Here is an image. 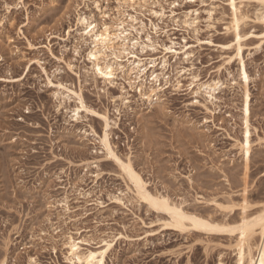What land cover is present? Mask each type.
<instances>
[{"label": "rangeland", "instance_id": "374dc122", "mask_svg": "<svg viewBox=\"0 0 264 264\" xmlns=\"http://www.w3.org/2000/svg\"><path fill=\"white\" fill-rule=\"evenodd\" d=\"M233 4L238 56L230 0H0V264H81L70 244L86 254L106 243L105 264H236V232L171 228L135 195L96 115L151 195L215 223L253 214L264 203V8ZM79 16L123 27L124 46L99 62L111 82ZM137 64L158 75L149 99L128 74Z\"/></svg>", "mask_w": 264, "mask_h": 264}, {"label": "bare ground", "instance_id": "6f19581e", "mask_svg": "<svg viewBox=\"0 0 264 264\" xmlns=\"http://www.w3.org/2000/svg\"><path fill=\"white\" fill-rule=\"evenodd\" d=\"M127 2L133 3L135 0H126ZM259 0H257L258 2ZM261 5V3L259 2ZM230 5L232 8V35L234 37L235 44L233 45L234 48H236V56L239 55V49L240 47V40L242 39L240 32H239V20L237 17V9L235 8L233 4V0H230ZM262 8H264V5H261ZM263 13V12H262ZM261 21L264 25V15L261 14ZM80 24L83 28V36H86L91 40L93 43V47L91 48L89 52L90 58L94 60V67L96 68L97 74L104 79V81H110V79L114 76V70L111 68V66L105 64L103 67L99 65L100 60L105 56L106 52L114 51L116 47H123V44H117L119 42L124 41V34L122 28L118 29V26L115 28V30H111L110 27L104 26L102 29L97 30L96 25L93 23H88V21L84 17H78L77 19V25ZM121 26V24H120ZM264 35V33H263ZM166 51H170V48H166ZM103 60V59H102ZM240 61V60H239ZM164 63V62H163ZM135 68L128 69V74L131 76L133 73L135 74L134 79H141V83L139 84V93L142 98L146 97L149 99L151 97V94L154 92L153 86L158 81V75L155 74L153 71L150 72L149 77L151 78L148 80V78H145V72L146 69H143L140 71V68L138 66ZM136 70V72H134ZM142 75H140V74ZM247 72L244 70L243 65H241V75L243 78V86H244V100H243V109H242V115H243V122H244V139L240 142L239 148L242 154V158L244 159L245 163L249 161L250 157V148H251V142H250V124H249V94L246 90L247 88V80L248 76L246 74ZM148 80V83H147ZM179 84V83H177ZM144 88V93H142V89ZM67 90V89H66ZM147 91V92H146ZM73 95H75L78 98L80 108L96 114L95 112L88 110L85 105L83 104L82 98L79 94H76L72 91ZM100 118L104 120L105 123V129L103 131L102 136L100 137V141L103 145L104 150L108 154V157L113 158V160L118 164V166L121 168L122 172L125 174L127 180L131 184L133 190L135 191V195H137L142 201H144L148 206L154 208L156 211L164 212L168 218L169 223L173 227L171 228H178L183 229L186 227H190L192 229L197 230H204L205 232L210 231L213 232L216 230H225L228 229L229 232H236L237 234V241L235 243V255H236V264H261L262 258H264V225L261 224V221L258 219L262 215H264V203L260 208H258L253 214L242 216L240 221H238L235 224L229 225V223H215L211 221V219H205L201 216L194 215L192 213H185L183 212L179 207H176V205L170 204L169 200L162 196H154L151 195L150 192H148L145 188V183L141 179V177L136 173L131 164L129 162L122 161L112 150L111 144L108 140V123L107 119L103 115H99ZM112 160V159H111ZM159 195V194H158ZM243 200H245L243 198ZM244 202V201H243ZM245 204V202H244ZM247 205V204H246ZM259 205V204H258ZM243 207V206H242ZM243 209V208H242ZM247 210V208H246ZM244 212V210H243ZM225 221V220H224ZM221 222V221H220ZM232 222V221H231ZM167 225L168 222H166ZM223 223V222H222ZM187 229V228H186ZM176 230V229H175ZM224 232V231H223ZM212 233V234H213ZM243 235V239H241V236ZM255 236L259 237V243L257 244L255 241ZM70 255L73 259L76 260L77 263L81 264H105L106 256L111 248L110 244H105V248L96 251V252H88L86 254H79L77 252V248L75 245L70 244L68 246Z\"/></svg>", "mask_w": 264, "mask_h": 264}, {"label": "snow or ice", "instance_id": "6c2138e0", "mask_svg": "<svg viewBox=\"0 0 264 264\" xmlns=\"http://www.w3.org/2000/svg\"><path fill=\"white\" fill-rule=\"evenodd\" d=\"M259 2L261 3V5H264V0H259ZM6 6V5H5ZM261 221V224L264 225V215H262L261 217L258 218ZM243 235L241 236V239H243ZM261 264H264V258H262L261 260Z\"/></svg>", "mask_w": 264, "mask_h": 264}]
</instances>
